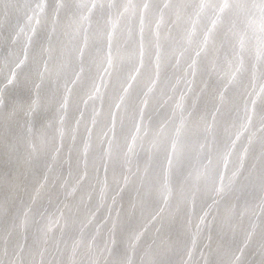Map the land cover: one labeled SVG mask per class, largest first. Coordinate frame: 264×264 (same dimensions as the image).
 <instances>
[{
	"label": "bare ground",
	"instance_id": "1",
	"mask_svg": "<svg viewBox=\"0 0 264 264\" xmlns=\"http://www.w3.org/2000/svg\"><path fill=\"white\" fill-rule=\"evenodd\" d=\"M236 2L0 0V264H264V32Z\"/></svg>",
	"mask_w": 264,
	"mask_h": 264
},
{
	"label": "snow or ice",
	"instance_id": "2",
	"mask_svg": "<svg viewBox=\"0 0 264 264\" xmlns=\"http://www.w3.org/2000/svg\"><path fill=\"white\" fill-rule=\"evenodd\" d=\"M147 6V5H146ZM201 11L207 7H211L215 11L223 13V15H239L241 12H245L247 7L246 4L238 3L236 0H216V3L209 4V0H200L199 5H197ZM252 7L256 8L259 12V19L262 22L261 31L264 32V0H252ZM246 14V13H245ZM217 19H222L218 16ZM254 17L248 19V23L251 25L254 22ZM216 21L213 20L212 23ZM261 42L264 43V36L261 37Z\"/></svg>",
	"mask_w": 264,
	"mask_h": 264
}]
</instances>
